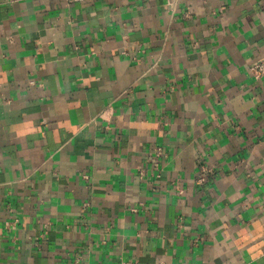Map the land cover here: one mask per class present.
<instances>
[{
    "label": "crops",
    "instance_id": "1",
    "mask_svg": "<svg viewBox=\"0 0 264 264\" xmlns=\"http://www.w3.org/2000/svg\"><path fill=\"white\" fill-rule=\"evenodd\" d=\"M261 57L264 0H0V264H264Z\"/></svg>",
    "mask_w": 264,
    "mask_h": 264
},
{
    "label": "built area",
    "instance_id": "2",
    "mask_svg": "<svg viewBox=\"0 0 264 264\" xmlns=\"http://www.w3.org/2000/svg\"><path fill=\"white\" fill-rule=\"evenodd\" d=\"M71 2H81L83 0H69ZM248 74L254 81H258L261 78L264 77V57L259 58L256 62H254L249 68H248ZM211 172V169H206L204 167L200 168V175L198 177V183L202 182L204 180L203 175L208 174ZM17 220L14 219L12 221H6L4 223L5 228H14L17 224Z\"/></svg>",
    "mask_w": 264,
    "mask_h": 264
}]
</instances>
